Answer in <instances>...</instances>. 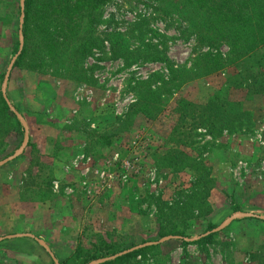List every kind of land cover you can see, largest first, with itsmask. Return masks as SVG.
I'll return each mask as SVG.
<instances>
[{
  "label": "rangeland",
  "instance_id": "1",
  "mask_svg": "<svg viewBox=\"0 0 264 264\" xmlns=\"http://www.w3.org/2000/svg\"><path fill=\"white\" fill-rule=\"evenodd\" d=\"M40 1L33 0L19 40V0H0V237L38 232L48 247L70 244L62 264H264V220L228 210L225 190L248 178L245 165L255 178L264 175V156L227 163L239 137L256 143L246 141L238 153L264 149V97L244 100L242 91L226 89L222 99H240L251 112L250 124L241 119L245 130L227 132H209L193 107L222 86L221 72L187 74L143 109L135 100L149 98L148 88L166 74V62L149 57L190 68L207 47L188 34L189 18L178 5L92 2L101 43L81 58L59 52L55 62ZM50 16L55 20V12ZM110 33L118 52L125 47L135 61L110 57ZM254 53L264 60V44ZM122 159L137 170L124 173ZM131 247L137 250L109 258Z\"/></svg>",
  "mask_w": 264,
  "mask_h": 264
},
{
  "label": "trees",
  "instance_id": "2",
  "mask_svg": "<svg viewBox=\"0 0 264 264\" xmlns=\"http://www.w3.org/2000/svg\"><path fill=\"white\" fill-rule=\"evenodd\" d=\"M101 0H41L43 6L41 13L45 14V32L43 36L50 43V52L55 50V62L62 51H71L74 55L88 53L90 48L96 46L100 40L95 34V26L99 19L94 15L92 4ZM93 2V3H92ZM90 4V6H89ZM170 6L178 8L189 18L188 34H194L196 39L205 46L192 62V66L173 64L171 61L151 56V60L166 62V74L158 75L157 84L148 88L145 99L141 96L134 104L147 108L148 103L160 101V88L162 92L167 89L175 90L183 78L188 76L199 77L212 72H221L224 76L223 84L217 89L203 105L198 107L197 119L201 125L206 126L211 132L230 131L241 128V119L247 118L250 124L251 112L243 107L242 101L236 102L222 99L226 89L240 90L244 100H255L258 96L264 97V60L255 56V49L264 44V0H170ZM35 8L33 0H23V19L21 27L22 38H26V19L31 10ZM50 12H55V20ZM95 17V18H94ZM109 37V54L111 58L120 57L126 64L135 61L126 58L125 47L122 52L117 50V34H106ZM53 38L54 41H53ZM52 39V41H51ZM223 44V45H222ZM218 46H225L226 51H218ZM26 46L15 57V62L22 60ZM77 72V70H76ZM76 78V76L74 77ZM146 81H137L135 87ZM149 101V102H148ZM163 99H161V102ZM0 109L5 110V105L0 97ZM191 106L189 102H182ZM133 104V105H134ZM246 125H242L244 129ZM245 130V129H244ZM257 218V217H253ZM207 225V228H210ZM200 238L194 239L198 241ZM137 249L118 255L122 258L134 253ZM90 260H82L80 264H87ZM62 264V263H60ZM93 264V263H91Z\"/></svg>",
  "mask_w": 264,
  "mask_h": 264
},
{
  "label": "crops",
  "instance_id": "3",
  "mask_svg": "<svg viewBox=\"0 0 264 264\" xmlns=\"http://www.w3.org/2000/svg\"><path fill=\"white\" fill-rule=\"evenodd\" d=\"M67 82V81H63ZM58 85V82L55 83ZM65 84V83H63ZM68 84V83H67ZM256 137H259L256 135ZM262 138V137H261ZM249 141L251 146L256 143V138L254 136L250 137H239L236 139V145L231 148V152L228 156V166L230 163L238 164L240 161L253 160L259 156H264V149L260 151L251 147L249 152L245 154L238 153V148L243 146V144ZM264 143V141H262ZM255 149V150H254ZM242 158V159H241ZM246 163H244L245 165ZM248 167V168H247ZM251 166L245 165L243 168L246 171L248 178L241 182H234L226 187L228 195H230V201L228 203V210L242 211L249 215L244 217H257L264 220V175L257 176L255 178L252 176ZM264 170V167L262 168ZM220 188H224L221 185ZM215 190L213 189V192ZM217 193L223 195L221 190ZM216 193V194H217ZM225 204V200L221 201V205ZM217 206L213 205V209ZM213 212V211H212ZM241 213V215L243 214ZM251 219V218H248ZM0 248L2 251L0 253L5 254L6 264H60L61 260L65 259L67 256L71 245L70 244H60L54 247H48L45 245L43 238L38 232H23L16 235H5L0 237ZM64 251L67 253H64ZM60 253H64L61 255ZM3 257V255H0Z\"/></svg>",
  "mask_w": 264,
  "mask_h": 264
},
{
  "label": "built area",
  "instance_id": "4",
  "mask_svg": "<svg viewBox=\"0 0 264 264\" xmlns=\"http://www.w3.org/2000/svg\"><path fill=\"white\" fill-rule=\"evenodd\" d=\"M83 155L81 154L79 157H82ZM86 162H88L90 160V158L86 157L84 159ZM121 169L124 173H127L129 171H131L130 169H132L133 171H136L137 169L134 168L132 166V163L130 161H128L127 159H122L121 163H120ZM94 172L96 173L97 176L99 177H103L106 176L105 172L102 169H95Z\"/></svg>",
  "mask_w": 264,
  "mask_h": 264
},
{
  "label": "water",
  "instance_id": "5",
  "mask_svg": "<svg viewBox=\"0 0 264 264\" xmlns=\"http://www.w3.org/2000/svg\"><path fill=\"white\" fill-rule=\"evenodd\" d=\"M19 30H18V39L20 40L21 39V30H20V23H21V21H22V16H23V0H19ZM20 49V45H19V47H18V50ZM11 64V63H10ZM10 68V65L8 66V69ZM7 73H8V70L6 71V73H5V75L4 76H6L7 75ZM242 215H245V216H247V215H249V214H247V213H243ZM133 248H135V247H131V249H133ZM127 250H123V251H120V252H118V253H115V254H113V255H111L109 258H112V257H114V256H117V255H120V254H123V253H125ZM91 264V263H90Z\"/></svg>",
  "mask_w": 264,
  "mask_h": 264
}]
</instances>
